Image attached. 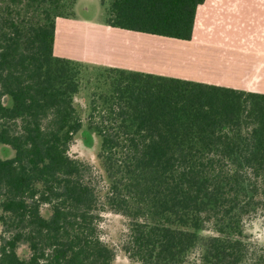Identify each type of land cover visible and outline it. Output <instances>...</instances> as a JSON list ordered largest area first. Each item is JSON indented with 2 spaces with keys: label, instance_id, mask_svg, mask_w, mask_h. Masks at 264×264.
<instances>
[{
  "label": "trees",
  "instance_id": "16d2710c",
  "mask_svg": "<svg viewBox=\"0 0 264 264\" xmlns=\"http://www.w3.org/2000/svg\"><path fill=\"white\" fill-rule=\"evenodd\" d=\"M204 1L112 0L107 22L190 40ZM64 5L0 0V264H113L106 206L127 218L122 249L138 264H264L244 228L264 214V93L104 66L87 119L102 199L69 152L83 63L54 51Z\"/></svg>",
  "mask_w": 264,
  "mask_h": 264
},
{
  "label": "crops",
  "instance_id": "0c3cea01",
  "mask_svg": "<svg viewBox=\"0 0 264 264\" xmlns=\"http://www.w3.org/2000/svg\"><path fill=\"white\" fill-rule=\"evenodd\" d=\"M61 18L54 46L59 56L264 93V0H205L190 40L107 22L87 29L85 44H75L71 55L61 51L68 17Z\"/></svg>",
  "mask_w": 264,
  "mask_h": 264
},
{
  "label": "rangeland",
  "instance_id": "374dc122",
  "mask_svg": "<svg viewBox=\"0 0 264 264\" xmlns=\"http://www.w3.org/2000/svg\"><path fill=\"white\" fill-rule=\"evenodd\" d=\"M111 1L112 0H63L64 6L66 7L64 8V13H67L68 16H62L61 20L67 19L68 17V25H66L64 34L67 39H64L61 44L62 53L73 54V49L76 47L74 46L75 44H85V40H81V37L82 35H86L87 29L97 30L100 28V25L107 24ZM70 23L73 24V26L70 25ZM66 41H69V44H67ZM78 55L83 54L78 53ZM82 63L83 73L81 88L74 97V104L83 119L84 125L75 135L69 152L71 156L88 162L93 166L96 184L102 199H104L109 183L99 158L101 137L92 129L88 128L87 119L90 112L91 98L94 93L101 90V76L104 74L105 67L98 63L83 61ZM43 212L47 216L50 215L47 206L44 207ZM244 225L247 240L264 245V214L261 212L256 214L247 219ZM2 229L3 226L0 222V236L2 235ZM127 230V218L111 210L108 206L104 207L100 219V233L103 240L116 252L113 264H138L131 260L122 249V241ZM6 236H8V234ZM18 252L21 256L25 257L29 254V249L26 245H21Z\"/></svg>",
  "mask_w": 264,
  "mask_h": 264
}]
</instances>
